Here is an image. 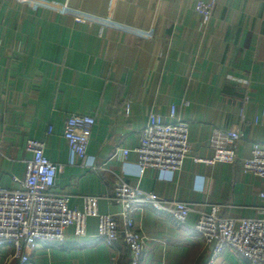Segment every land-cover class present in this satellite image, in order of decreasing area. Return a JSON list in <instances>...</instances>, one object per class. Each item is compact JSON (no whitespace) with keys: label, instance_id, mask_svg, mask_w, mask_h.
Listing matches in <instances>:
<instances>
[{"label":"crops","instance_id":"1","mask_svg":"<svg viewBox=\"0 0 264 264\" xmlns=\"http://www.w3.org/2000/svg\"><path fill=\"white\" fill-rule=\"evenodd\" d=\"M197 1L0 0L1 186L24 178L31 158L25 143L34 138L60 167L55 189L69 196L71 209L82 210L83 197L96 195L100 213L118 214L115 175L190 203L181 223L168 211L133 213L144 243L141 264H209L213 246L193 227L214 204L223 218H263L264 179L243 173L241 159L252 144H264V0H218L207 24L195 12ZM173 107L189 125L191 152L180 170L123 173L124 162L138 161V133L149 114L170 122ZM71 114L95 117L87 155L96 170L70 155L63 131ZM234 126L239 159L207 163L212 130ZM121 149L129 151L126 158ZM10 254L0 249V264H20ZM28 261L129 264L122 242L107 246L97 237L94 217L84 236L69 227L60 247L42 245ZM213 264L248 263L227 250Z\"/></svg>","mask_w":264,"mask_h":264},{"label":"built area","instance_id":"2","mask_svg":"<svg viewBox=\"0 0 264 264\" xmlns=\"http://www.w3.org/2000/svg\"><path fill=\"white\" fill-rule=\"evenodd\" d=\"M218 0H198L195 12L203 24L212 16ZM76 22L84 19L75 17ZM124 114L129 116L131 105L124 103ZM171 121L166 122L158 114L151 113L147 124L138 133L136 148L138 161L133 167L123 163V173L142 175L146 169L173 173L183 165L191 152L189 125L176 118L174 107ZM244 118H241L243 121ZM256 122V120H255ZM95 117L86 114H71L64 126L63 137L67 141L70 155L84 161V165L95 169L94 159L87 155ZM52 129L49 127L48 133ZM240 131L237 126L229 129L214 128L209 140L213 157L207 163H234L237 161ZM25 149L31 154L26 163L22 180L15 179V186L0 184V249H11L10 259L26 264L32 254L42 245L60 247L65 241V232L73 227L75 236L85 235L88 218L97 220V237L107 246L122 242L128 252L129 264H141L143 237L135 228L133 213L150 208L168 211L177 223L184 222L191 211V204L169 201L152 192L144 191L125 180L126 175H115L111 199L118 203V214H102L98 211L99 197L85 195L83 209H71L69 196L55 189L60 169L45 155L44 143L34 138L26 140ZM124 158L129 151L121 149ZM201 160L196 159L195 162ZM241 171L264 179V144L251 145L248 158L241 159ZM264 198V194L260 195ZM221 205L214 204L208 213L199 215L194 230L205 242L212 244L209 264H213L225 251L230 250L248 264H264V217L259 219H233L219 216Z\"/></svg>","mask_w":264,"mask_h":264},{"label":"trees","instance_id":"3","mask_svg":"<svg viewBox=\"0 0 264 264\" xmlns=\"http://www.w3.org/2000/svg\"><path fill=\"white\" fill-rule=\"evenodd\" d=\"M29 262V261H28ZM28 262L26 264H28Z\"/></svg>","mask_w":264,"mask_h":264}]
</instances>
